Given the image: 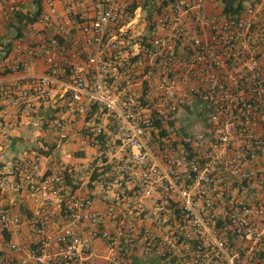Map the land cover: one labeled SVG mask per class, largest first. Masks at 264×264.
<instances>
[{"label":"built area","instance_id":"obj_1","mask_svg":"<svg viewBox=\"0 0 264 264\" xmlns=\"http://www.w3.org/2000/svg\"><path fill=\"white\" fill-rule=\"evenodd\" d=\"M43 4L36 21L47 26L56 7ZM92 9L75 62L47 58L38 74L26 59L10 64L33 80L19 91L26 112L58 98L57 145L90 151L65 161L31 146L2 165L0 196L23 192L34 206L24 216L33 238L9 241L1 264H88L94 236L112 264L135 255L264 264V0H92ZM14 10L0 0V21ZM74 115L84 123L70 133ZM20 218L0 203V232Z\"/></svg>","mask_w":264,"mask_h":264},{"label":"crops","instance_id":"obj_2","mask_svg":"<svg viewBox=\"0 0 264 264\" xmlns=\"http://www.w3.org/2000/svg\"><path fill=\"white\" fill-rule=\"evenodd\" d=\"M53 2L56 15L47 26L35 20L20 28L16 27L20 22L18 23L15 12L0 21V168L4 164L17 162L22 157V152L31 146L39 149L47 146L53 150L58 159L65 161L83 158L85 153L90 151L88 147H80L71 139L60 146L57 145V132L50 122L53 117L60 115L59 99L53 97L47 105L39 107H36V101L32 100L36 105L26 112L20 103L19 91L22 88L31 90L33 80L22 70L10 68L13 61L26 59L30 64L31 73L38 74L47 67V58L57 62H75L77 57L73 55V50L88 48L79 26L92 15V0H53ZM43 5V0H40V10ZM36 6L35 0H15V10L21 12L32 13ZM56 27L61 30L64 50L53 47L49 41ZM68 118L71 121L70 133L84 123L79 115ZM32 120H35L36 124L32 125L30 123ZM17 130L23 131L22 136ZM93 200L96 208L103 206L98 196L94 195ZM0 203L10 213L21 214V221L16 229L0 232V256L4 257L12 253L8 246L9 241L14 240L19 245L27 246L33 238L29 226L24 222V216L33 208L34 203L23 192L16 193L8 188L1 194ZM89 228L88 224L83 225L85 232ZM49 247L50 252L56 250L54 243ZM108 252L109 249L102 238L92 237L88 264H112L108 259ZM155 261V257L149 256L143 262L139 255H135L130 260L117 258L114 264H152ZM76 263L77 260L73 262ZM29 264L37 263L30 260Z\"/></svg>","mask_w":264,"mask_h":264},{"label":"trees","instance_id":"obj_3","mask_svg":"<svg viewBox=\"0 0 264 264\" xmlns=\"http://www.w3.org/2000/svg\"><path fill=\"white\" fill-rule=\"evenodd\" d=\"M36 1V9L32 12H21L18 10H14L16 16L18 17V23L20 22V25H16V27H21L22 25H25L27 23L34 22L37 19V16L40 13V0H35ZM135 6V3H132V7Z\"/></svg>","mask_w":264,"mask_h":264},{"label":"rangeland","instance_id":"obj_4","mask_svg":"<svg viewBox=\"0 0 264 264\" xmlns=\"http://www.w3.org/2000/svg\"><path fill=\"white\" fill-rule=\"evenodd\" d=\"M20 133V136H22L23 131L22 130H17Z\"/></svg>","mask_w":264,"mask_h":264}]
</instances>
